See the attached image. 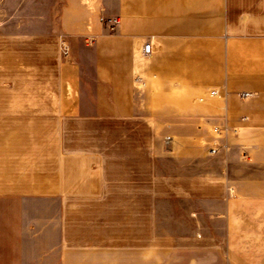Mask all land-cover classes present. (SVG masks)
Masks as SVG:
<instances>
[{"label":"crops","instance_id":"crops-1","mask_svg":"<svg viewBox=\"0 0 264 264\" xmlns=\"http://www.w3.org/2000/svg\"><path fill=\"white\" fill-rule=\"evenodd\" d=\"M5 77L10 264H264V0H0Z\"/></svg>","mask_w":264,"mask_h":264},{"label":"rangeland","instance_id":"rangeland-1","mask_svg":"<svg viewBox=\"0 0 264 264\" xmlns=\"http://www.w3.org/2000/svg\"><path fill=\"white\" fill-rule=\"evenodd\" d=\"M17 80L20 83L18 99H27L25 78H17ZM8 88V78H0V99H8ZM41 211L42 205L36 202L28 203L21 199H0V250L22 248L28 240L25 229L30 222L26 218L38 215ZM25 260V254L22 252H0V264L19 263Z\"/></svg>","mask_w":264,"mask_h":264},{"label":"built area","instance_id":"built-area-1","mask_svg":"<svg viewBox=\"0 0 264 264\" xmlns=\"http://www.w3.org/2000/svg\"><path fill=\"white\" fill-rule=\"evenodd\" d=\"M103 21H105V19H102ZM109 23L110 26V30L111 31H115L117 30L118 26H119V19L116 17L113 18H109L108 20H106ZM152 51V44L150 42H147L144 44L143 46V52L142 54L144 56H148L151 54ZM66 54H67V50H66ZM212 96L216 95V91H212L211 92ZM250 94L249 93H242L240 94L241 98H247ZM213 133L217 136L216 140L213 142V144L209 147L208 149V155L210 156H216L220 149L223 148H227L226 144H222L220 142V139L226 138L227 134L231 131L227 126L225 127H219V126H214L213 127ZM223 145V146H222Z\"/></svg>","mask_w":264,"mask_h":264}]
</instances>
